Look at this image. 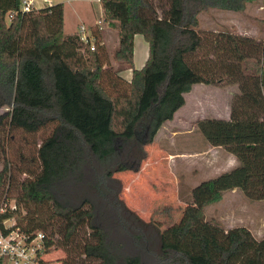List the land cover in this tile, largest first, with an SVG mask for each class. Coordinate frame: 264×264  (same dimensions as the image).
I'll return each mask as SVG.
<instances>
[{
    "label": "trees",
    "instance_id": "trees-1",
    "mask_svg": "<svg viewBox=\"0 0 264 264\" xmlns=\"http://www.w3.org/2000/svg\"><path fill=\"white\" fill-rule=\"evenodd\" d=\"M256 1L99 0L103 22L118 23L114 58L123 68L113 69L104 68L99 45L91 50L78 31L64 32L62 3L22 12L21 0H0V107L7 108L0 134H37L52 125L37 148L36 168L4 157L0 187L15 208L6 207L0 220L15 217L14 228L41 232L44 254L65 251L61 264H210L202 233L194 236L203 255L165 242L154 222L127 206L116 174L139 172L146 146L193 85L234 84L229 119L202 118L197 128L238 164L204 181L208 196L176 235L190 233L204 207L225 191L264 201V35L201 29L199 20L211 9L243 12ZM136 35L148 47L140 68L134 66ZM125 68L128 80L119 75ZM213 256L217 264H264V237L238 227L228 246H213Z\"/></svg>",
    "mask_w": 264,
    "mask_h": 264
},
{
    "label": "rangeland",
    "instance_id": "rangeland-1",
    "mask_svg": "<svg viewBox=\"0 0 264 264\" xmlns=\"http://www.w3.org/2000/svg\"><path fill=\"white\" fill-rule=\"evenodd\" d=\"M70 15L71 12L65 14L64 32L71 31L77 24V28L80 26L77 15L72 16V19ZM199 20L201 29H205V26H215L219 30L237 32L238 28L242 31V29L252 27L257 35H262L264 30L263 3L261 0L250 3L242 13L211 9L208 12L201 13ZM69 21L70 23L73 21L72 26H69V23L67 25ZM6 22L9 23L8 18ZM102 26V29L98 28L90 37L93 38L92 43L100 46L104 68H123L121 63L114 58V52L119 41L118 23L108 22L105 25L101 20L98 27ZM142 42L147 48V43L143 40ZM141 51V48L138 47L134 59L135 64H140ZM126 71H128L126 68L123 69L119 75L128 80L129 77L126 76ZM231 86L218 87L230 88ZM200 90V86H193V94L186 95L187 103L176 112V120L165 123L153 142L146 146L147 158L139 172H120L116 174V177L122 180L124 189L121 196L127 206L144 220L154 222L163 233L165 242H176L180 248L187 249L194 254L203 255V249L194 236L195 232H200L205 238H208L209 234L213 233L212 230L216 229L214 225L227 227L229 234H227L224 241L222 240L223 242L221 241V244H224L229 235L236 231L237 228L233 227L246 225L248 228L250 227L259 232L264 228V201L250 200L240 190L229 192L221 203H214L205 207L204 216L201 219H205V223L203 221L196 222L190 233L183 238L177 237L176 231L183 225L186 218L194 212V209H190V207L188 210L179 207L177 199L192 196L199 204L204 197L208 196V191L204 186L205 180L195 173L192 170L191 163L184 159L188 155H179L180 152L195 151L197 142L201 140L196 123L199 117L207 114L203 113L201 106L194 104V101L192 102L193 96ZM198 94H200L199 99L200 96H211L217 103L221 104L222 99L216 91L206 93L202 90ZM200 100L202 101L203 98ZM199 108L201 109L199 110ZM6 110V107H0V114ZM51 129L52 125H49L37 134H28L21 131L2 132L0 134V169L4 157L13 165L22 166V168H36L37 148L41 139L50 134ZM177 153L179 154L177 155ZM18 175L21 178L26 177V174L19 173ZM5 188L6 186L0 187V202L4 199L7 204L15 205V200L7 197L4 191ZM12 194H9V196ZM15 219V217L8 218L5 220V224L13 225L17 223ZM207 243V248L209 247L211 253L209 257L210 264H217L213 256V245L211 241H207ZM64 256L65 251L60 247L44 254L43 258L48 262L47 264H61L60 258Z\"/></svg>",
    "mask_w": 264,
    "mask_h": 264
},
{
    "label": "crops",
    "instance_id": "crops-1",
    "mask_svg": "<svg viewBox=\"0 0 264 264\" xmlns=\"http://www.w3.org/2000/svg\"><path fill=\"white\" fill-rule=\"evenodd\" d=\"M56 3H62L63 4V11H64L63 30H64V27L66 25V23H65L66 12H71V15H70L71 19H72V16L77 15L78 20L80 21L79 22L80 26L84 25L86 27V30L88 31V33L94 34L98 30V28H100V29L103 28V26L98 27V25H100L101 20L103 22V10H102V7H101L99 0H32V4H33L34 8H36V9L43 8L45 6L56 4ZM238 13H242V12H238ZM226 15H229V14H226ZM68 23H69V26H72L73 21H71V23H70V21L67 22V25H68ZM113 23H117V22H113ZM104 24L107 25L108 23H104ZM77 26H78V24L76 25L75 28L73 27L71 29V31H68L65 33H72L74 31H78ZM205 29H210L213 31H219V29H217L215 26H207V27L205 26ZM236 31L237 32H234V33H237L240 35H249V36H253L256 38L262 37L264 35V30L262 32V35H257L256 31H254V29L252 27L250 29L249 28H246L244 30L242 29V31L238 28ZM142 40H143V38L140 35H136L134 37V59H135V56L137 53V48L139 47L142 50L141 51L142 52V59L140 60V64H135V62H134V66L136 68L142 67L145 60H146V57H147L148 47L146 48V46L144 45ZM125 73H126V76H128L129 78L131 77V70H128ZM195 85L200 86V88H201L200 91L203 90V91H206V93L216 91V93L222 99L221 104H220V103H217L215 101V99L211 96H209V97L206 95L200 96L201 98H203V100H202L204 102V105H203V102L200 100L201 98L199 99L200 94H198V93L200 91H198V93L193 96L192 102L194 101L193 102L194 104L201 106L203 109L202 110L203 113L207 114L205 116L199 117L198 120H200L202 118H206V117L229 119L231 98L236 93L237 86L232 84V86L230 85L231 86L230 88H228V87L222 88V87H218V86L205 85V84H195ZM195 85H193V86H195ZM192 94H193V87H192L190 92H188L184 95L185 104L187 103L186 95L188 96V95H192ZM263 94H264V87H263ZM200 109L201 108H199V110ZM176 115H177V113L174 114V117L172 120L167 121L165 123H170V122L176 120ZM181 125H183V124H181ZM196 126H197V123H196ZM199 135H201V134L199 133ZM200 139L201 140H199V142H197V145H196L197 149L195 151L187 152V153L186 152H180V154L177 153V155L178 154L179 155H186V156L188 155L184 159L191 163L192 170L195 173L199 174L202 179L207 180L209 178L217 176L220 173H223L225 171H229L230 169H232L233 167H235L238 164V161H237L235 155L232 154L231 152H229L228 150H226L225 148L215 147V146L209 145L203 139L202 135H201ZM237 190L238 189L225 191L223 193L222 199L217 203L218 204L221 203L223 201V199H225L227 193L235 192ZM188 194H190V193H188ZM204 198H206V197H204ZM177 200L179 202V207H181L183 209H187V210L189 209V207H190V209L191 208L196 209L199 205L198 202L195 201L194 199H193L192 204H187V203H185L179 199H177ZM204 209H205V207H204ZM200 221H203V223L206 222L205 219L204 220L200 219L197 222H200ZM214 226L216 227V229L212 230L213 233L209 234L207 239L209 241H211L213 246L214 245H223L225 247L228 246V240L224 244L223 243L221 244V241L225 240V238L227 237V234H229V229H227V227L217 225V224ZM240 226L245 227L246 225H240ZM238 227L239 226L233 227V228H238ZM248 229L251 231V233L253 234V236L256 239H262L264 237V228H262V230L259 232L254 231V229H252L250 227Z\"/></svg>",
    "mask_w": 264,
    "mask_h": 264
},
{
    "label": "built area",
    "instance_id": "built-area-1",
    "mask_svg": "<svg viewBox=\"0 0 264 264\" xmlns=\"http://www.w3.org/2000/svg\"><path fill=\"white\" fill-rule=\"evenodd\" d=\"M34 8L32 0H21L20 10L29 12ZM81 40L86 44L90 43V49L94 50L95 43H92L93 38L91 33H88L84 25L79 26ZM15 208V205L7 204L3 201L0 205V214L5 208ZM8 219V218H7ZM5 220H0V260L3 264H41L43 258V234L35 232L26 234L19 228H14L13 225H6Z\"/></svg>",
    "mask_w": 264,
    "mask_h": 264
}]
</instances>
